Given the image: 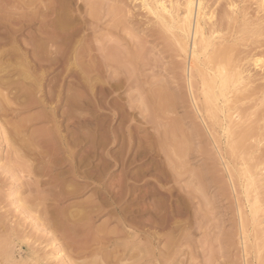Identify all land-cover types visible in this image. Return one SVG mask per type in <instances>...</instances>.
<instances>
[{
	"label": "rangeland",
	"instance_id": "1",
	"mask_svg": "<svg viewBox=\"0 0 264 264\" xmlns=\"http://www.w3.org/2000/svg\"><path fill=\"white\" fill-rule=\"evenodd\" d=\"M64 1L65 9L72 7L76 20V34L70 43L81 66L92 73L86 75L91 87L85 83L78 88L83 99H92L93 107L85 106L80 112L106 117L118 135L110 150L125 158L136 156V162H129L125 169L133 174L122 201L129 205L126 223L119 225L114 217L104 214L95 217L96 224L111 218L108 227L99 232L105 236L114 229L110 238L82 245L58 233L61 241H51L54 231L47 219L55 202L50 186L41 183L49 176L34 172L39 161L29 154L32 143L37 145L39 139L44 142L38 148H47L52 123L42 117L49 111L39 105L24 109L19 116L11 109L7 115L0 111V264H68L69 256L66 261L63 258L65 244L75 247L69 249L74 260L69 264H263L258 254L264 253V236L260 240L253 234L256 222L246 181L240 180V160L236 162L227 154L229 143L223 127L204 126L194 107L192 97L199 93V85L193 80L191 90L188 83L190 55L187 58L179 52L171 33L142 0ZM202 2L204 10L213 12L217 20L228 17L230 22L224 21L221 34L236 45L237 59L242 58L251 70L253 97L238 105L248 110L252 121L257 120L262 137L255 136L259 141L253 138L250 143L255 145L254 154L264 159V0ZM57 72L48 75L46 85ZM80 77L83 81L82 74ZM66 78L67 89L70 77ZM9 99L11 108L19 105L12 94ZM35 116L40 119H31ZM21 119L24 125L17 130L12 124ZM123 170L122 164L111 162L113 183L126 172ZM89 194L62 200L60 207L82 201ZM42 195V201L36 198ZM263 199L264 195V207ZM42 209L47 213L42 214ZM263 217L260 212L262 227Z\"/></svg>",
	"mask_w": 264,
	"mask_h": 264
},
{
	"label": "bare ground",
	"instance_id": "2",
	"mask_svg": "<svg viewBox=\"0 0 264 264\" xmlns=\"http://www.w3.org/2000/svg\"><path fill=\"white\" fill-rule=\"evenodd\" d=\"M142 1L164 29L171 33L173 39H170L174 40L179 52L187 55V58L190 55L188 83L191 90L193 80L199 85V93L196 97L193 94L192 97L194 107L204 126L223 127L229 143L228 148H225L227 154L235 158L236 162L237 159L240 160L242 166L240 180L246 181L244 185L256 222V232L253 234H257V238L262 240L264 227L260 225L258 215L264 212V207L261 205L262 195H264L262 190L264 189V182H262L264 159L262 155L254 154L255 145L250 143L255 136L262 137V132L258 131L257 120L252 121V117H248V110L238 105L239 102L253 97L252 90L249 89L253 80L251 70L244 66L245 63L243 64L240 60L242 58L237 59L238 55L234 52L236 45L229 43V39L227 40L226 36L221 34L224 21L228 17L225 16L227 18H223L224 21L214 18L213 12L208 13L204 10L203 0ZM69 7L65 9L66 1L64 0H0V98H2L0 103L6 102V104H0V111H4L3 114L7 115V111L11 109V113L19 116L24 109L34 105L41 106L45 112L49 111L42 117L52 123L51 136L45 141L47 148L39 149L44 142L39 139L37 145L36 142L32 143L29 154L33 161H39L34 164V172L42 177L48 174V179L41 180V183L44 186L49 185L48 189L53 192L51 199L55 204L47 219L50 228L54 231L50 239L61 241L62 238H69L73 243L78 242L84 245L89 240L100 242L107 236L110 238V234L115 232L114 229L105 231L107 233H104L105 236H100L99 232L108 227L113 217L119 225H125V213L129 205L124 206L122 201L128 195V190L131 188L130 179L133 176L130 169H125L129 162L130 165L136 162V156L132 159L125 158L110 150V143H114L118 135L116 129L107 124L106 117H101V114L84 116L80 112V108L85 106L91 109L93 102L91 98L88 100L82 98L78 86L86 83L87 87H91L93 83L87 79L86 75L89 73L79 63L77 51L70 43L76 34V20L72 7ZM229 10L231 12V9ZM228 21L230 22L229 19ZM244 28L247 29V27ZM256 61L258 60L254 62ZM93 69L94 66L92 71ZM56 70L58 72L52 79L49 78L50 83L46 85L48 75ZM65 72H67L66 76ZM66 77H70L67 89L64 88ZM11 94L12 99L13 97L19 99V105L14 108L10 106ZM27 118L25 121L29 120ZM35 118L40 119V116L31 119ZM22 123L24 125L21 119L12 125L18 130ZM257 139L256 142L259 141ZM82 148H84L83 151H81ZM111 160L116 165L122 164L123 171H126L120 174L116 183H113L114 174L109 171ZM87 193L90 194L86 199L60 207L62 200L80 198ZM36 198L42 201L44 196ZM76 207L80 209H74ZM41 212L47 213L43 209ZM104 214H109L111 218L99 225L96 224L95 217L100 218ZM58 233L62 238L58 236ZM78 238L82 241L79 242ZM63 247L62 250L66 251L63 255L64 260L66 261L65 258L68 255L70 258L68 264L74 263L69 249L75 250V247L71 244H65ZM57 254L59 252L55 255ZM258 255L264 264V253L260 252ZM85 264H96V261H86Z\"/></svg>",
	"mask_w": 264,
	"mask_h": 264
}]
</instances>
